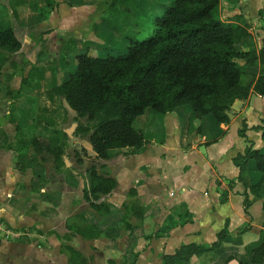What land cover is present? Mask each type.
Returning <instances> with one entry per match:
<instances>
[{
  "label": "crops",
  "instance_id": "0c3cea01",
  "mask_svg": "<svg viewBox=\"0 0 264 264\" xmlns=\"http://www.w3.org/2000/svg\"><path fill=\"white\" fill-rule=\"evenodd\" d=\"M15 1L25 0H9L8 17L2 14L6 6L0 5V22L3 18L5 22L10 21L15 36L21 42L20 50L15 53L18 56L10 59L12 65L8 61L0 71V231L8 235L16 234L11 228L16 227L17 220L27 223L32 229H46L39 227L36 217L49 207L46 205L50 196L49 185L41 180L48 177V160L52 165L53 160L47 153L36 154L31 146L21 148V140L32 137L55 139L60 131L66 133L65 130L52 132L44 121L34 120L36 107L48 102V99L44 100L48 96L47 90L42 87L48 72H37L36 68L31 75L35 82L31 88V79L27 84H21L30 70V66L24 63L29 61L33 68L36 67L41 61L37 50L46 38L62 35L70 28L76 33L93 11V0H69V4L56 0L58 7L46 15L42 13L46 5L40 0H36L38 5L34 8L39 7L36 11L29 8L20 11L14 7ZM220 7L225 17L223 20L220 16V19L224 23L244 24L245 20L250 26V36L242 39L236 48L258 51L257 35L264 33L263 16L259 14L264 8V0H223V8L219 3ZM34 30L39 33L34 35ZM86 36L84 41H89L90 33ZM74 39L76 41L80 37L74 34ZM1 53L6 52L0 48ZM33 59L37 60L36 64ZM235 62L241 66L245 64L242 59ZM245 73L248 80L244 84L264 73V66L258 62L255 66L246 67ZM239 101L242 102L240 110L234 112V118L227 123H218L212 116L190 123L189 108L180 106L160 120L154 112H147V108L136 118L134 125L151 134L148 141L140 148L111 149L107 159L97 158L88 142L90 148L86 149L95 158L94 164L99 171L117 182L105 197L109 211L99 219L91 209L74 214L81 206L79 190L69 189L63 184V190L57 187L59 191L53 194L57 198L56 203H60L56 204L58 207L54 208L53 217L57 219L60 209H72L74 216L68 220L65 232L73 233L69 227L82 225L84 221L105 232L122 218L127 192L135 189V203L142 209V218H132V223L137 226L130 236L124 235L123 229L115 238H108L105 234L96 239L74 236L84 240L105 237L112 243L120 237L126 238V264H161L164 255L173 254L181 245H210L225 229L228 237L221 247L193 256L184 264H231L232 260L239 264L238 259L244 256L246 246L258 240L264 232V183L258 195L253 193L251 186L259 181L260 174L251 158L245 156L249 148L261 150L264 147L262 130L253 128L264 118V96L254 94L251 88L247 99ZM243 124L247 127L241 135ZM19 153H23L20 159ZM86 185L87 182L84 187ZM246 198L249 201L247 209L244 207ZM22 206L32 211L21 215ZM169 221L185 223L167 228ZM4 242L0 240V250H5ZM229 257L235 259L226 261Z\"/></svg>",
  "mask_w": 264,
  "mask_h": 264
},
{
  "label": "trees",
  "instance_id": "16d2710c",
  "mask_svg": "<svg viewBox=\"0 0 264 264\" xmlns=\"http://www.w3.org/2000/svg\"><path fill=\"white\" fill-rule=\"evenodd\" d=\"M40 1L49 9L48 13L58 5L56 0ZM63 1L70 3L69 0ZM219 3L220 0H173L162 14L153 19L157 28L152 35L130 41L123 55L94 56L86 44L83 51L75 56L73 69L55 88L76 113V120L85 119L84 123L78 122L76 134L87 136L97 158L107 159L111 149L142 147L151 134L136 128L134 121L147 108L153 109L162 120L165 114L187 105L190 123L210 115L218 123H227L229 117L225 111L230 110L235 100L247 99L251 88L254 94L264 96V73L246 84L241 81L246 67L255 66L258 62L264 66V33L257 35L258 51L237 49L240 41L250 36V26L245 20L244 24L224 23L218 16ZM259 14L264 22V8ZM262 29L264 31V24ZM0 48L7 53L0 54L1 71L3 65L10 61L8 54H15L21 48L12 26L1 22ZM236 59L244 60L245 64H237ZM9 63L12 65V61ZM24 64L30 66V70L21 84H27L35 72L29 61ZM10 97L15 98V95L10 94ZM246 127L243 124L241 135ZM253 128L262 130L264 136V118ZM67 139V134L60 131L55 139L32 137L21 140L20 146H31L38 155L47 153L54 168L60 170L64 165L63 155H68ZM22 156L23 153H19L18 158ZM245 156L253 159L254 168L260 174L259 181L251 186L253 193L258 195L264 183V147L261 150L249 148ZM77 162L82 163V159ZM87 173L83 198L95 212L104 210L107 213L109 208L105 197L117 182L100 172L95 164L87 168ZM135 197L136 190L130 189L127 201L123 203L122 218L105 232L84 221L82 225L70 226L71 234L84 239H96L102 234L115 238L123 229L130 236L137 226L132 223V218H142V209L136 205ZM248 204L246 198L245 209ZM185 221H169L171 223L166 227L183 225ZM227 237L228 233L223 229L210 245L183 244L173 254L164 255L161 264H184L193 256L218 249ZM61 246L67 254L68 264H88L87 257L78 249L68 244ZM232 259L235 257L226 261ZM122 261L126 264L125 257ZM238 262L264 264V232L258 240L246 246L245 254ZM108 264H114L113 260L109 259Z\"/></svg>",
  "mask_w": 264,
  "mask_h": 264
},
{
  "label": "rangeland",
  "instance_id": "374dc122",
  "mask_svg": "<svg viewBox=\"0 0 264 264\" xmlns=\"http://www.w3.org/2000/svg\"><path fill=\"white\" fill-rule=\"evenodd\" d=\"M61 1L63 0H60V3ZM171 1L173 0H93L91 3L93 11L89 18L79 26L76 33L74 32L76 30L70 28L71 30L63 31L62 35L49 36L43 41L41 48L37 50L41 61L36 64L37 60L33 59L35 60L34 64H36L34 68H37V72L44 70L48 72V77L42 83L43 89L47 90L48 93L44 100L48 99V102L36 107L33 114L34 120L41 119V122L44 121L45 126L52 132L55 130L69 131L67 134L68 155L64 156V165L59 171L54 170L51 160H48L49 164L46 170L48 177H43L41 180L46 181L49 185L50 196L47 200L48 204H46L49 207H45L44 213H40L36 218L39 219V227L46 229L44 231L32 229L26 225L27 223L17 220L16 227L11 228L12 231L16 232L15 235L13 233L8 235V233L0 231V240L5 241V250H0V264H68L67 254L62 249L61 244H68L78 249L87 257L88 264H108L109 259L113 260L114 264H122L123 258H126L127 245L124 243L126 238L120 237L112 243L105 237L98 240H84L79 236L65 232L68 220L74 214L91 209L83 198V188L88 181L87 168L96 161L93 155L87 151L90 148L87 136L76 134L78 122L84 123L85 119L76 120V113L68 107L62 95L54 91H56V85L61 83L67 73L73 69L76 63L75 56L83 51L86 44L94 56L123 55L126 53L130 41L145 39L152 35L154 29L157 28L153 19L162 14ZM113 2L115 3L113 4ZM14 4V7L20 11L27 10V8L30 11H36L39 8H34L38 5L36 0L15 1ZM220 4L223 8V0L220 1ZM0 5L6 6V10L2 14L8 17L10 15L7 6L9 0H0ZM48 10L46 6L42 13L49 14ZM218 16H221L223 20L225 19L221 7H218ZM1 23L10 25V21L5 22L4 18ZM262 23L264 24L263 21ZM37 33L39 32L34 30V35ZM88 33H90L91 39L84 41L87 40L86 34L88 35ZM74 34H77L80 39L75 41ZM16 56L18 55L12 54L9 55V58L12 59ZM247 80V74L243 73L241 81L245 83ZM30 82L29 87L32 88L35 84L34 79L32 78ZM180 107L189 108L187 105ZM148 110L147 112H154L158 116L153 109L148 108ZM135 124L137 125V123ZM78 159H82V163L77 162ZM251 160L253 163V159ZM63 184L69 189L72 187L77 190L76 188H78L81 206L74 214H72V209H60L57 212L58 217L55 219L52 214L59 202L56 203L57 198L53 194L59 191L57 187L63 190ZM69 192L72 193V190ZM76 195L77 193H75V197ZM21 200L24 202L22 197ZM26 211L30 212L32 209L25 210L22 206L19 212L23 215V213L27 214ZM92 212L98 219L106 215L104 210L100 212L92 210ZM49 230L57 233H50ZM124 235L127 236V232H124Z\"/></svg>",
  "mask_w": 264,
  "mask_h": 264
},
{
  "label": "water",
  "instance_id": "95a60500",
  "mask_svg": "<svg viewBox=\"0 0 264 264\" xmlns=\"http://www.w3.org/2000/svg\"><path fill=\"white\" fill-rule=\"evenodd\" d=\"M242 106V102L239 100H235L234 103L232 104L230 110H226L225 114L229 117V119L234 118V112H238ZM67 134H69V131H66ZM231 264H237L236 261L232 260Z\"/></svg>",
  "mask_w": 264,
  "mask_h": 264
},
{
  "label": "built area",
  "instance_id": "2783aa9c",
  "mask_svg": "<svg viewBox=\"0 0 264 264\" xmlns=\"http://www.w3.org/2000/svg\"><path fill=\"white\" fill-rule=\"evenodd\" d=\"M1 227V226H0Z\"/></svg>",
  "mask_w": 264,
  "mask_h": 264
}]
</instances>
